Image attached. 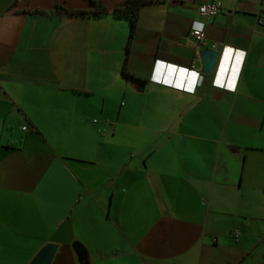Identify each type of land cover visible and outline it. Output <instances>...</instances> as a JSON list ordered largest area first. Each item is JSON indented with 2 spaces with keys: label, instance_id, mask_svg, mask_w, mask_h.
I'll return each mask as SVG.
<instances>
[{
  "label": "crops",
  "instance_id": "crops-1",
  "mask_svg": "<svg viewBox=\"0 0 264 264\" xmlns=\"http://www.w3.org/2000/svg\"><path fill=\"white\" fill-rule=\"evenodd\" d=\"M211 1L149 0L131 38L126 17L57 8L90 0H0V264L49 242L52 264H264V0ZM121 117L167 137L115 157Z\"/></svg>",
  "mask_w": 264,
  "mask_h": 264
},
{
  "label": "rangeland",
  "instance_id": "rangeland-1",
  "mask_svg": "<svg viewBox=\"0 0 264 264\" xmlns=\"http://www.w3.org/2000/svg\"><path fill=\"white\" fill-rule=\"evenodd\" d=\"M117 117V116H116ZM115 122H118L120 124L119 126V134H116L113 136L114 138V156L115 157H121V158H126V154L128 153V151L130 152H134L136 154H138V157L136 158V160H139V155L142 153V149H140L141 147L143 148L144 146H146V150H155L156 146L154 144H156L157 142H159L162 138L167 137V136H162L158 133H154V132H149V134L147 135H141L140 134V129L139 128H134V129H129V134H130V138H126L123 136V131L125 130V132L127 131L125 128V124H126V120H124L122 117L120 119L115 118L114 120ZM129 121V120H127ZM138 120H136L137 122ZM139 122V121H138ZM152 128H157L158 125H153L151 126ZM164 140V139H162ZM163 149L161 148L160 151H158V153L155 155L154 153H152V157L153 159L156 158V156H160L162 159H164L166 157V155H170L171 151H169L172 147H171V142H167L163 144ZM136 148L140 149L137 150ZM129 155V154H128ZM167 155V157H169ZM177 156L178 153H176Z\"/></svg>",
  "mask_w": 264,
  "mask_h": 264
},
{
  "label": "water",
  "instance_id": "water-1",
  "mask_svg": "<svg viewBox=\"0 0 264 264\" xmlns=\"http://www.w3.org/2000/svg\"><path fill=\"white\" fill-rule=\"evenodd\" d=\"M200 58L202 61V72L205 75H212L218 70L222 56L216 49H202L200 51ZM74 249L78 252V259L80 262H87L89 254L86 247L79 241L73 243ZM59 250V244L49 242L38 250L30 264H52L57 252Z\"/></svg>",
  "mask_w": 264,
  "mask_h": 264
},
{
  "label": "trees",
  "instance_id": "trees-1",
  "mask_svg": "<svg viewBox=\"0 0 264 264\" xmlns=\"http://www.w3.org/2000/svg\"><path fill=\"white\" fill-rule=\"evenodd\" d=\"M95 7L93 9H67L61 6H57L60 12L69 15H81V16H92L101 17L104 15L112 14L117 17H126L131 23V38L133 37L140 16L142 6L149 0H125L124 2L115 6L110 10L102 0H90ZM127 70V64L124 66V72Z\"/></svg>",
  "mask_w": 264,
  "mask_h": 264
},
{
  "label": "built area",
  "instance_id": "built-area-1",
  "mask_svg": "<svg viewBox=\"0 0 264 264\" xmlns=\"http://www.w3.org/2000/svg\"><path fill=\"white\" fill-rule=\"evenodd\" d=\"M222 9V3L218 0H214L208 3H203L199 7V11L203 16H215L217 15ZM260 23H264V18L260 20ZM191 34L194 36L198 41L205 43L206 41V32H205V23L199 20H196L192 23L191 27ZM214 49H218V44L214 43L212 46ZM194 68V66H192ZM161 83H168L165 81H160ZM175 87H179L182 90L194 92V88H187L185 86H178L177 84H169ZM24 129H27L26 126H24Z\"/></svg>",
  "mask_w": 264,
  "mask_h": 264
},
{
  "label": "clouds",
  "instance_id": "clouds-1",
  "mask_svg": "<svg viewBox=\"0 0 264 264\" xmlns=\"http://www.w3.org/2000/svg\"><path fill=\"white\" fill-rule=\"evenodd\" d=\"M151 79L155 80L156 77L155 76H152ZM202 80H203V75H201V74L198 73L197 80H196V82H197L196 83V87L202 83Z\"/></svg>",
  "mask_w": 264,
  "mask_h": 264
}]
</instances>
